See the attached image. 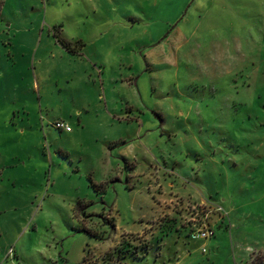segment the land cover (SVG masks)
Masks as SVG:
<instances>
[{"label": "rangeland", "instance_id": "1", "mask_svg": "<svg viewBox=\"0 0 264 264\" xmlns=\"http://www.w3.org/2000/svg\"><path fill=\"white\" fill-rule=\"evenodd\" d=\"M0 205L27 264H264V0H0Z\"/></svg>", "mask_w": 264, "mask_h": 264}, {"label": "crops", "instance_id": "2", "mask_svg": "<svg viewBox=\"0 0 264 264\" xmlns=\"http://www.w3.org/2000/svg\"><path fill=\"white\" fill-rule=\"evenodd\" d=\"M83 114V113H82ZM83 118V117H81ZM67 132V131H66ZM71 133H74L75 130L72 129L70 131ZM127 139L126 138H118V139H113L111 140L110 143H114L113 146H115V143H123V148L120 149V152H119V155L122 156L125 160L126 159H129L128 157L130 158H133V151L131 150V144L125 142ZM127 143V144H125ZM139 143V142H138ZM140 144V143H139ZM121 145V144H120ZM137 153V152H136ZM113 152H112V148H110V152L108 154V160H109V164H105L102 169H103V180H101V182H98V180L96 182L100 183V184H97L95 182H93V184H95L98 189L97 190H100V191H104L105 193L108 191V183H109V179H111L113 177L110 176V173L112 172V170H115V168L113 169V167H111V163L113 161ZM116 169H118V174L123 177L124 175V170L121 166V164L119 162H117V166H116ZM4 174H5V171H4ZM4 177V176H3ZM92 179V178H91ZM107 186V187H104ZM104 187V188H103ZM191 198L193 200H200L199 199V195L196 193L194 194V196H191ZM6 210V207L3 206V205H0V244L2 242H4V245H5V251L4 253L1 252V246H0V264H27L28 263V259L25 257V254L22 250L21 247V239H22V236L21 235H18V236H15L12 235L10 236V238H4L5 236L2 237V234H4L5 232L6 233H9V228H10V231L13 232V229H14V224L12 226L11 223H4L1 219V214L3 213V211ZM160 211L162 210L161 208L159 209ZM38 215V213H37ZM105 220H108V218H104ZM16 222L18 221V225L20 227V230L22 229V227H24V223L25 221L20 219H16L15 220ZM85 221V220H84ZM119 225H121V223L119 224V222L116 224V226L118 227ZM115 226V225H114ZM28 232V228H26L23 232V234L27 233ZM125 233H133V232H124V233H120L118 234L114 241H111V238L109 237L108 240H106L105 242H102V244L100 245V243L98 244L99 247H100V250L99 252L94 256L95 258V263H98V264H105L103 262H106V259L103 258L104 257V253L113 248L114 246H116L118 244V241H119V237L121 235H124ZM11 234V233H10ZM1 238H4V239H1ZM113 240V239H112ZM2 241V242H1ZM108 241V242H107ZM3 244V243H2ZM20 246V247H19ZM13 248L14 249V257L11 258L9 257L8 255V252H6V249L8 248ZM9 248V249H10ZM18 249V250H17ZM65 252V247L64 245L61 247L60 244L58 242H54L53 241V245L52 244H49L48 245V249L46 248L45 249V252H43L39 258H36L34 259V261L32 263L34 264H77L78 260H75L73 261L70 257H64L63 254ZM3 253V254H2ZM10 260V261H9ZM80 261V260H79ZM30 263V264H32ZM87 262H85L86 264Z\"/></svg>", "mask_w": 264, "mask_h": 264}, {"label": "built area", "instance_id": "3", "mask_svg": "<svg viewBox=\"0 0 264 264\" xmlns=\"http://www.w3.org/2000/svg\"><path fill=\"white\" fill-rule=\"evenodd\" d=\"M55 126L58 129L64 130V131H71L72 127L70 126L69 123H66L64 121H57L55 123ZM197 237H200L201 239L204 240H209L211 239V237L214 235V230H212L210 227H206V228H199V230L195 233ZM206 242L202 245V251L206 252L207 251V247H206ZM8 255L9 257L13 258L14 257V249L10 248L8 250Z\"/></svg>", "mask_w": 264, "mask_h": 264}, {"label": "trees", "instance_id": "4", "mask_svg": "<svg viewBox=\"0 0 264 264\" xmlns=\"http://www.w3.org/2000/svg\"><path fill=\"white\" fill-rule=\"evenodd\" d=\"M92 185L95 187L96 190L98 189V187H97L95 184L92 183ZM77 206H78L77 208H78V210H79L80 212L83 213V212L85 211V210H84L85 207H82V204L79 203ZM99 238H100V237H99ZM102 239H103V238H102ZM121 253H122V255H121V254H120V255H121V259H122L126 254H129L130 251H129V250H125V251L122 252V250H121Z\"/></svg>", "mask_w": 264, "mask_h": 264}]
</instances>
